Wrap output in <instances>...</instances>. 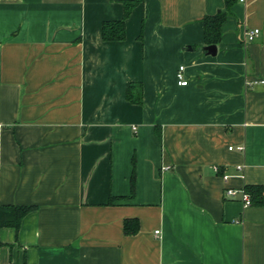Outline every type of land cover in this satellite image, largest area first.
<instances>
[{"label": "crops", "instance_id": "0c3cea01", "mask_svg": "<svg viewBox=\"0 0 264 264\" xmlns=\"http://www.w3.org/2000/svg\"><path fill=\"white\" fill-rule=\"evenodd\" d=\"M127 1L0 0V264H264V0Z\"/></svg>", "mask_w": 264, "mask_h": 264}, {"label": "trees", "instance_id": "16d2710c", "mask_svg": "<svg viewBox=\"0 0 264 264\" xmlns=\"http://www.w3.org/2000/svg\"><path fill=\"white\" fill-rule=\"evenodd\" d=\"M142 0L125 2L124 17L121 21L104 23L102 27V38L104 41H122L124 39V19H126L132 9L140 4ZM235 0H224V10L217 12L213 16H207L203 20L204 24V47L217 46L221 38V27L226 18L230 15V8ZM127 99L135 104H141V88L139 85L127 86ZM245 191L250 196V206H263L264 187L259 185L245 186ZM134 192V173L131 176V195ZM2 210V209H1ZM5 210V209H4ZM10 215L0 214V227H13L18 229L20 221L27 214L30 207L13 208ZM128 222L125 224V232L128 234Z\"/></svg>", "mask_w": 264, "mask_h": 264}, {"label": "built area", "instance_id": "2783aa9c", "mask_svg": "<svg viewBox=\"0 0 264 264\" xmlns=\"http://www.w3.org/2000/svg\"><path fill=\"white\" fill-rule=\"evenodd\" d=\"M244 0H240V2H243ZM259 30L258 29H253L250 31H247L244 36L246 38L247 41H253L255 39V37H257L259 35ZM176 79H177V84L178 86L181 87H185L188 84V81L185 79L184 76V66H179L177 73H176ZM258 83H264L263 80H258V81H253V82H249L247 83V86H252V85H256ZM238 151H242L243 147H238L237 148ZM215 172H219V169L216 167ZM228 176L227 175H223L222 179L224 182H226L228 180ZM224 197L226 199H235V200H239L243 207H249L251 205V201H250V196L248 195V193L245 191L244 188H242L241 190H233V189H226L224 191Z\"/></svg>", "mask_w": 264, "mask_h": 264}, {"label": "water", "instance_id": "95a60500", "mask_svg": "<svg viewBox=\"0 0 264 264\" xmlns=\"http://www.w3.org/2000/svg\"><path fill=\"white\" fill-rule=\"evenodd\" d=\"M204 50L206 51V53L210 56H215L217 53V47L216 46H206L204 47Z\"/></svg>", "mask_w": 264, "mask_h": 264}]
</instances>
